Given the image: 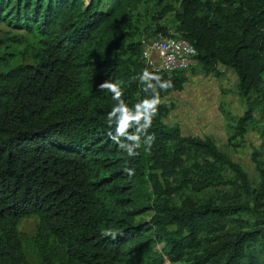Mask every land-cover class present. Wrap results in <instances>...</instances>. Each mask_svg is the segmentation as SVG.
Returning a JSON list of instances; mask_svg holds the SVG:
<instances>
[{
    "label": "trees",
    "instance_id": "trees-1",
    "mask_svg": "<svg viewBox=\"0 0 264 264\" xmlns=\"http://www.w3.org/2000/svg\"><path fill=\"white\" fill-rule=\"evenodd\" d=\"M143 2L0 0V23L24 33L0 40V264H28L17 228L31 217L42 264H264L258 152L252 182L211 138L165 122L163 100L186 78L142 60L130 14ZM177 2L163 15L200 69H231L242 99L264 100V0ZM151 35L170 34L158 25ZM251 119H238L239 136Z\"/></svg>",
    "mask_w": 264,
    "mask_h": 264
},
{
    "label": "rangeland",
    "instance_id": "rangeland-1",
    "mask_svg": "<svg viewBox=\"0 0 264 264\" xmlns=\"http://www.w3.org/2000/svg\"><path fill=\"white\" fill-rule=\"evenodd\" d=\"M144 0L138 9L130 14L135 27L131 32L134 41L150 43L158 39L159 35H151L156 26H164L170 35L176 36V23L171 13L163 15L165 6L178 8L177 0ZM24 33L11 29L0 23V40L8 37L23 35ZM169 35V36H170ZM162 37H165L162 35ZM167 37V36H166ZM154 38V39H152ZM7 43V42H5ZM0 52H3L4 44ZM26 59L24 63H29ZM218 75L208 74L194 67L184 69L186 82L182 91L173 92L164 98L170 109L165 122L169 126H178L183 136L196 138H211L218 149L238 163L249 175L252 182L257 180V174L252 156L260 160L264 167V100L261 95H252L242 99L238 93V80L231 69L217 67ZM263 100V101H262ZM252 115L246 125L244 136L237 134V121L243 118L245 112ZM217 189H210L206 195L213 194ZM142 219L149 220L150 215L144 214ZM25 250L28 264H42L32 246V239L37 232V219L35 217L22 219L17 228ZM161 245L156 246L159 250ZM65 264L61 261V263Z\"/></svg>",
    "mask_w": 264,
    "mask_h": 264
},
{
    "label": "built area",
    "instance_id": "built-area-1",
    "mask_svg": "<svg viewBox=\"0 0 264 264\" xmlns=\"http://www.w3.org/2000/svg\"><path fill=\"white\" fill-rule=\"evenodd\" d=\"M157 38L149 44L141 41L142 60L149 70L172 73L198 64L195 49L184 39L174 35Z\"/></svg>",
    "mask_w": 264,
    "mask_h": 264
},
{
    "label": "clouds",
    "instance_id": "clouds-1",
    "mask_svg": "<svg viewBox=\"0 0 264 264\" xmlns=\"http://www.w3.org/2000/svg\"><path fill=\"white\" fill-rule=\"evenodd\" d=\"M152 78V74L148 73L147 71L143 72L142 75V79H151ZM171 81H167L165 82L162 87L164 89L171 87ZM101 88H105L107 87L112 93H113V99L118 98L120 96V92L117 90V87H114L113 85H101ZM161 103L160 99H154L151 103L146 105V109H153L154 110V114H149L147 111L144 114L146 123H150L152 121L153 116L156 114V107L157 105H159ZM137 119H139V116L137 117ZM128 121H129V117L127 116V114H124L120 121H119V126H118V130L122 133L126 127L128 126ZM154 142V135H150L148 134L147 137V146L148 148L151 147L152 143ZM125 171H127L129 174H131V170L130 169H125Z\"/></svg>",
    "mask_w": 264,
    "mask_h": 264
}]
</instances>
